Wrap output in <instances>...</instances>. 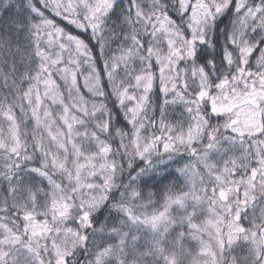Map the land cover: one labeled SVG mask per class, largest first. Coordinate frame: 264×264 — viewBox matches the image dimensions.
I'll list each match as a JSON object with an SVG mask.
<instances>
[{"label": "snow or ice", "instance_id": "6c2138e0", "mask_svg": "<svg viewBox=\"0 0 264 264\" xmlns=\"http://www.w3.org/2000/svg\"><path fill=\"white\" fill-rule=\"evenodd\" d=\"M0 264H264V0H0Z\"/></svg>", "mask_w": 264, "mask_h": 264}]
</instances>
